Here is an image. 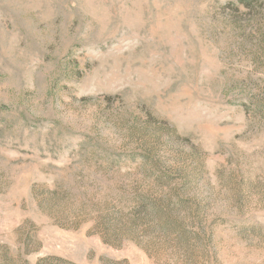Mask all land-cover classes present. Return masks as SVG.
<instances>
[{
  "label": "rangeland",
  "instance_id": "374dc122",
  "mask_svg": "<svg viewBox=\"0 0 264 264\" xmlns=\"http://www.w3.org/2000/svg\"><path fill=\"white\" fill-rule=\"evenodd\" d=\"M251 6L0 0V264H264Z\"/></svg>",
  "mask_w": 264,
  "mask_h": 264
},
{
  "label": "trees",
  "instance_id": "16d2710c",
  "mask_svg": "<svg viewBox=\"0 0 264 264\" xmlns=\"http://www.w3.org/2000/svg\"><path fill=\"white\" fill-rule=\"evenodd\" d=\"M240 4L242 5H245L247 8H252V3H254L255 1H258V0H238ZM260 106H262L261 104L257 103L256 104V107L257 108H260Z\"/></svg>",
  "mask_w": 264,
  "mask_h": 264
}]
</instances>
